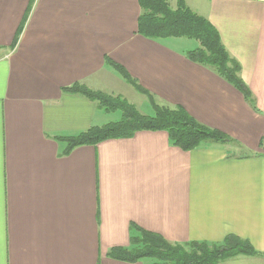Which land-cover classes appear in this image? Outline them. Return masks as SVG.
Segmentation results:
<instances>
[{"label": "crops", "instance_id": "obj_1", "mask_svg": "<svg viewBox=\"0 0 264 264\" xmlns=\"http://www.w3.org/2000/svg\"><path fill=\"white\" fill-rule=\"evenodd\" d=\"M184 2L217 30L256 108L186 56L198 44L138 34V0H0V264H153L111 254L137 228L173 243L233 235L264 254V0ZM74 83L181 106L233 142L184 150L140 130L65 151L60 136L115 122L62 91Z\"/></svg>", "mask_w": 264, "mask_h": 264}, {"label": "trees", "instance_id": "obj_2", "mask_svg": "<svg viewBox=\"0 0 264 264\" xmlns=\"http://www.w3.org/2000/svg\"><path fill=\"white\" fill-rule=\"evenodd\" d=\"M138 3V34L151 39L185 37L197 40L198 46L187 51L186 56L231 84L253 108H256L252 93L240 76V64L230 56L217 30L205 17L188 8L184 0H177L175 8L169 5L168 0H138ZM106 61L138 90L145 92L137 87L122 67L111 63L107 58ZM62 91L83 95L107 112H121V118L115 122L92 126L74 136H60L59 139L67 142L65 151L78 145H93L108 138L128 137L140 130H164L170 143L184 150H191L206 143L233 142V139L223 132L191 117L181 106L169 107L152 103L154 112L147 115L120 96L91 90L82 83H74L64 87ZM136 230L131 235L130 249L113 250L112 256L126 259L148 257L155 260L153 264H218L242 255L264 257V254L255 251L246 239L233 235H228L218 242L173 243L155 233L138 228Z\"/></svg>", "mask_w": 264, "mask_h": 264}, {"label": "rangeland", "instance_id": "obj_3", "mask_svg": "<svg viewBox=\"0 0 264 264\" xmlns=\"http://www.w3.org/2000/svg\"><path fill=\"white\" fill-rule=\"evenodd\" d=\"M170 41H172L173 43H177L178 44V45H176L177 47H179V46L196 47L198 44L197 40L185 38V37L171 38ZM166 43H171V42H166ZM136 106L140 111L144 112V114L148 111L150 113H146V114H149V115L153 114V113H151V111L153 109L150 106V104L148 103L147 99H145V102L143 104H137ZM105 115L108 118V120H112V121H116V120H119L121 118V112L119 110L111 111ZM218 264H264V260H261V258H258L255 256L242 255V256L236 257L235 259L223 261V262H220Z\"/></svg>", "mask_w": 264, "mask_h": 264}]
</instances>
